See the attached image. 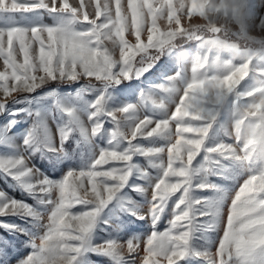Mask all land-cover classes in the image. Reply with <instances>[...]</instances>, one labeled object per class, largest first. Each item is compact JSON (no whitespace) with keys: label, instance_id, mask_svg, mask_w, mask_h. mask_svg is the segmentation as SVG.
I'll return each mask as SVG.
<instances>
[{"label":"snow or ice","instance_id":"6c2138e0","mask_svg":"<svg viewBox=\"0 0 264 264\" xmlns=\"http://www.w3.org/2000/svg\"><path fill=\"white\" fill-rule=\"evenodd\" d=\"M0 61V178L35 202L0 189L16 264H264V0H0ZM157 68L127 101L120 86ZM38 154L79 162L54 178ZM213 177L243 178L230 204Z\"/></svg>","mask_w":264,"mask_h":264},{"label":"rangeland","instance_id":"374dc122","mask_svg":"<svg viewBox=\"0 0 264 264\" xmlns=\"http://www.w3.org/2000/svg\"><path fill=\"white\" fill-rule=\"evenodd\" d=\"M70 2H72V0H70ZM85 4L86 5L89 4V0H85ZM89 11H91V8H89ZM193 19L197 23L203 22L202 19H199L198 17H194ZM45 21L47 23H51V19L48 17L45 18ZM126 37H127V33H126ZM185 47L187 48V46H185ZM137 59H139V57H137ZM162 59H164V58H162ZM0 68H2V61H0ZM188 68L190 70V65H188ZM168 74H173V73L170 71ZM245 79H247V78H245ZM85 82L86 81H81V83H85ZM160 82H162V77L160 75L159 69L157 68V69H154L152 72L145 74V76L141 77L139 81L138 80L125 81L120 87H121V90L125 93V99L127 101L133 102V103H139L140 102L139 93H140L141 89L146 90L149 84L160 83ZM93 83H98V82H96L93 78ZM241 83H243V81ZM76 87H79V85H75V86H71V87L66 86V85L61 86V91L74 92ZM36 94H41L40 90H38V92ZM0 95H2V92H0ZM87 98L93 99L94 97H93V95L89 94ZM149 103H151V101H149ZM42 105H43L44 110L47 112L52 107V101L51 100H46L43 102L37 101L31 107L40 108ZM15 107H25V105H22V104L21 105H15ZM172 110H174V106H172ZM18 119L21 122L19 124H17L16 127L13 129V132L17 133V134L22 133V131L24 129H27L31 123V118L26 117L25 114H23V113H21V115L18 117ZM4 122H5V116L0 115V124H2ZM47 123L49 124L52 131L55 132L56 131V122L51 118L50 115L48 116ZM106 126H110V125H106ZM17 143H21V141L17 140ZM73 147H75L74 144H73ZM3 151H4V149L0 148V153H2ZM35 158L46 170H48L52 173V175H50V176H53L54 178H59V175L61 174L60 173L61 169L65 168L69 164L74 165V164L79 162L78 159H73L70 161L65 160L63 163L57 165V168L55 170H53L52 164L49 162L48 159L41 158V156L39 154ZM196 159L199 160L200 156H198ZM139 162L147 167V161L144 160L143 158H139ZM195 162L196 161H194L193 163H195ZM32 164H34V163L31 161L30 166ZM244 178H246V177H244ZM0 179H1L0 180V189H3L5 191H7V189H8V190H11V192H17L19 195H21L20 197H16L15 195H13V193L8 191L10 195H13L18 199H25L28 203H33V204L35 203L32 198L27 197L25 194H23L18 189L9 188L8 185L4 182V180L2 178H0ZM212 179L218 183H222V184L226 185V195L230 196L229 202H228L229 204L231 202V195H234L235 189L238 188L239 184L243 183V178L238 179V180H221L220 178L213 177ZM137 182L143 183V181H140V180H138ZM230 190H232L231 195H230ZM130 194H132L135 199H138V200L142 199L136 193H130ZM179 194L180 193H177L176 195L178 196ZM201 194L202 195H212V193L209 191H204ZM173 199H175V197H173ZM80 207H81L80 205H76L75 208L72 209V211L75 212L77 209H80ZM169 208H171V202H170ZM143 211H145V212L147 211V205H145V208L143 209ZM171 218L172 217H171L170 211L166 210L165 215L162 217L161 221L158 224V230L163 231L167 227H169L168 220ZM45 219H47V218H45ZM121 219H123L125 221V231H130L132 233H138V234L143 235V234H146L149 230V222L138 221V220H135V218H131V220H129V218L127 216L121 217ZM0 220H9V221L16 222V223L21 222L16 217H0ZM222 227L223 226H221V229L217 233L212 234L213 239L217 243H218L219 237L222 236ZM102 235H104V233H102ZM0 238H3L4 240L10 242V244H8V246H7L8 264H16V260L20 256L27 254L28 249H25L23 247V244H22L23 239H25L24 237L21 236V237H19V239H17L15 234H10L9 232L5 231L3 228H0ZM124 238L126 239L127 237H124ZM210 240H211V237H210ZM0 247H4V246L0 245ZM215 249H216V244L213 245L212 251H215ZM92 259L98 261L99 264H109V261L105 258H98L96 256H93ZM159 259H161L162 264H166V262L163 261L162 257ZM0 264H5V261L3 259H0ZM181 264H183V262H181Z\"/></svg>","mask_w":264,"mask_h":264},{"label":"trees","instance_id":"16d2710c","mask_svg":"<svg viewBox=\"0 0 264 264\" xmlns=\"http://www.w3.org/2000/svg\"><path fill=\"white\" fill-rule=\"evenodd\" d=\"M32 162L38 167V168H40L41 170H43V171H45L48 175H52V173L50 172V171H48V170H46L37 160H36V158L34 157L33 159H32ZM1 180V179H0ZM6 189V188H5ZM7 191H10L11 192V190H8L7 189ZM11 193H13V195H15L16 197H20L21 195H19L17 192H11ZM24 197V196H23Z\"/></svg>","mask_w":264,"mask_h":264}]
</instances>
